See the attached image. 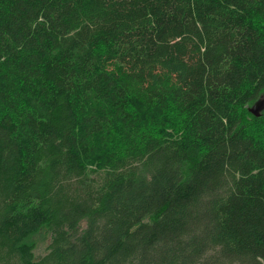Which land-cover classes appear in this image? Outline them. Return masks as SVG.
Returning <instances> with one entry per match:
<instances>
[{
    "label": "trees",
    "instance_id": "16d2710c",
    "mask_svg": "<svg viewBox=\"0 0 264 264\" xmlns=\"http://www.w3.org/2000/svg\"><path fill=\"white\" fill-rule=\"evenodd\" d=\"M261 97L264 0H0V264H264Z\"/></svg>",
    "mask_w": 264,
    "mask_h": 264
},
{
    "label": "water",
    "instance_id": "95a60500",
    "mask_svg": "<svg viewBox=\"0 0 264 264\" xmlns=\"http://www.w3.org/2000/svg\"><path fill=\"white\" fill-rule=\"evenodd\" d=\"M263 110H264V98L261 97L252 105L251 108H249L248 111L252 116L258 118L260 117Z\"/></svg>",
    "mask_w": 264,
    "mask_h": 264
},
{
    "label": "rangeland",
    "instance_id": "374dc122",
    "mask_svg": "<svg viewBox=\"0 0 264 264\" xmlns=\"http://www.w3.org/2000/svg\"><path fill=\"white\" fill-rule=\"evenodd\" d=\"M84 227V224H83ZM43 254V246H41L39 249L36 250L35 256L36 258L40 257Z\"/></svg>",
    "mask_w": 264,
    "mask_h": 264
}]
</instances>
